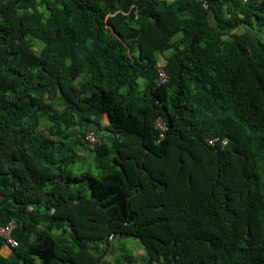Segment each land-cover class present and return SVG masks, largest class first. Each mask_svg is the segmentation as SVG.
<instances>
[{"label": "trees", "instance_id": "1", "mask_svg": "<svg viewBox=\"0 0 264 264\" xmlns=\"http://www.w3.org/2000/svg\"><path fill=\"white\" fill-rule=\"evenodd\" d=\"M0 194V264H264V0H0Z\"/></svg>", "mask_w": 264, "mask_h": 264}, {"label": "built area", "instance_id": "2", "mask_svg": "<svg viewBox=\"0 0 264 264\" xmlns=\"http://www.w3.org/2000/svg\"><path fill=\"white\" fill-rule=\"evenodd\" d=\"M158 70H159V81L160 82L166 81L168 79V75L165 74L161 68H158ZM216 139L217 138H213L209 140V143L213 144ZM85 140L89 148H93L95 144L97 143L99 144L101 142L100 138L91 131H87L85 133ZM225 142L226 140L222 141L223 144ZM2 199H3V196L0 194V202L2 201ZM15 226H16V223L13 220L8 221L6 224L0 225V240L2 241L4 245L9 247L10 249L17 246V241L12 235V232Z\"/></svg>", "mask_w": 264, "mask_h": 264}, {"label": "clouds", "instance_id": "3", "mask_svg": "<svg viewBox=\"0 0 264 264\" xmlns=\"http://www.w3.org/2000/svg\"><path fill=\"white\" fill-rule=\"evenodd\" d=\"M154 126H155V128L157 129V131H158V140L157 141H161L162 139H164L165 138V136L167 135V130H168V125H167V123H166V121L162 118V117H160V116H158L156 119H155V121H154ZM214 138H217L218 139V137H214ZM211 139H213V138H211ZM211 139H208V142H209V140H211ZM223 140H226L227 141V139L225 138V139H223ZM222 140V141H223ZM211 144V143H210ZM223 144V143H222ZM224 144H226V142L224 143ZM223 144V145H224ZM9 248V247H8ZM10 249V248H9ZM12 250V249H11Z\"/></svg>", "mask_w": 264, "mask_h": 264}, {"label": "rangeland", "instance_id": "4", "mask_svg": "<svg viewBox=\"0 0 264 264\" xmlns=\"http://www.w3.org/2000/svg\"><path fill=\"white\" fill-rule=\"evenodd\" d=\"M139 82L142 83L143 80L140 79ZM102 117H103L102 120H105V119H106V115H105V114H104ZM91 169H92V171H94V173L97 172V170H96L94 167H92ZM123 241H125V239H123ZM119 242H120V241H119ZM129 242H130V240L128 239V243H129ZM131 244H132V247H133L132 249H134V250H137V249L140 248V244H139V242H138L136 239H132Z\"/></svg>", "mask_w": 264, "mask_h": 264}, {"label": "crops", "instance_id": "5", "mask_svg": "<svg viewBox=\"0 0 264 264\" xmlns=\"http://www.w3.org/2000/svg\"><path fill=\"white\" fill-rule=\"evenodd\" d=\"M106 115V114H105ZM103 119V117H101V122L103 123V124H106L107 122H108V118H107V116H106V119L105 120H102ZM0 252L1 253H6V252H8V247L6 246V245H3L2 247H1V249H0Z\"/></svg>", "mask_w": 264, "mask_h": 264}, {"label": "water", "instance_id": "6", "mask_svg": "<svg viewBox=\"0 0 264 264\" xmlns=\"http://www.w3.org/2000/svg\"><path fill=\"white\" fill-rule=\"evenodd\" d=\"M106 116H107V118H108V115H107V114H106ZM1 254H2L3 256H5V257H6V256H8L9 254H12V255H14V254H15V252H14V250H11V249H9V248H8V252H6V253H4V254H3V253H1Z\"/></svg>", "mask_w": 264, "mask_h": 264}]
</instances>
